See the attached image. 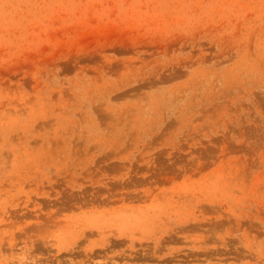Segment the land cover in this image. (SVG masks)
<instances>
[{"label": "rangeland", "instance_id": "obj_1", "mask_svg": "<svg viewBox=\"0 0 264 264\" xmlns=\"http://www.w3.org/2000/svg\"><path fill=\"white\" fill-rule=\"evenodd\" d=\"M0 264H264V0H0Z\"/></svg>", "mask_w": 264, "mask_h": 264}]
</instances>
